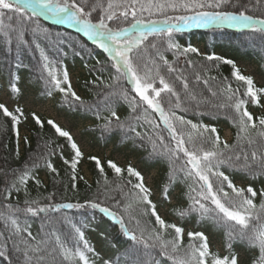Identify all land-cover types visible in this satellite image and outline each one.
I'll use <instances>...</instances> for the list:
<instances>
[{
  "label": "snow or ice",
  "instance_id": "6c2138e0",
  "mask_svg": "<svg viewBox=\"0 0 264 264\" xmlns=\"http://www.w3.org/2000/svg\"><path fill=\"white\" fill-rule=\"evenodd\" d=\"M255 4L262 5L264 0H255ZM255 10L252 0L247 3L244 0H106V3L104 0H0V36L5 44L15 43L19 49L25 44V29L35 25L31 30L38 31V18L44 16L56 23L77 27L84 36L107 53L118 73L112 77L116 83L107 85L110 90L99 93L96 102L92 104L72 90L66 70L61 81L47 63L48 58L43 52L41 57L45 61L43 67L48 71L51 83L64 94L65 103L70 108L94 110L97 119L101 118V111L108 112L109 116L104 117V123L100 125L104 132L120 129L125 132V139L130 138L129 133H135V137L140 140L147 136L153 149L149 155L169 158V184L178 179V171L184 173L186 180L192 181L185 194L188 206L174 209V214L183 219L197 213L201 221H213L226 232L228 255L223 257L211 251L209 239L203 232H187L189 242L185 245L184 228L166 221L159 214L157 205L150 199L151 189L145 185L141 172L128 166L127 175L135 178L133 182L130 178L125 179L121 175L123 170L109 160L108 167L119 178V182H110L101 166V160L90 156L88 159L95 161L104 177L106 199L114 201L112 208L119 211L102 206L104 202L99 198L96 201L88 200L86 204L110 217L130 242L128 248L114 261L104 260L103 264H121L122 261L123 264H162L156 259L157 255L166 257L173 264H240L235 244L244 246L254 254L251 264H264V188L258 193L251 185L247 188L237 187L223 170L227 168L239 171L253 180L264 177V115L254 117L246 107L248 104H260L264 88H257L252 77L242 75L233 61L218 56H208L207 60L231 64L232 76L247 85L246 91L240 93L239 89H233L226 80L214 89L210 80L215 81L216 78L204 79L198 71L194 73L195 82H190L189 77L163 54L164 51L173 49L174 56L198 54L194 47H186L181 51V46L173 39V33L186 28L227 26L244 29L264 38V13L251 14ZM144 13H148L149 17L159 16L160 19L146 20ZM149 37L154 39L149 40ZM165 44L167 47L163 48ZM149 47L155 49L159 62L151 59L145 63L143 52ZM186 63L188 67L195 68L191 60ZM165 69L166 74H175L174 79L165 74ZM120 81L127 83L131 92L139 99L133 97L129 100V90ZM201 81L212 98L218 100L223 97V101L215 103L213 99L205 97L197 87ZM176 82L182 87L178 88ZM12 88L19 91L15 84H12ZM120 99L129 102L132 113L140 110L147 113L150 109L159 118L154 128L161 129V134L153 138L147 132H139L130 122H122L115 109ZM193 104L197 110L204 109L200 114L213 119L223 116L229 120L236 128L233 143L223 140L214 125L193 123L177 114V110L189 111ZM0 113V131L6 130L10 120L11 131L16 137L15 156L19 158L21 138L17 128V114L23 115L22 109L16 107L12 111L0 103ZM33 118L42 126V121L35 113ZM134 118L139 120L140 116ZM145 119L147 123L153 124L151 119ZM47 123L60 137L67 138L71 145L74 153L72 158L64 157L61 152V159L65 165L70 166L72 188H76L75 181L83 179L76 175L83 153L68 131L53 120H48ZM165 131L170 138L168 143L162 134ZM23 142L25 145L30 143L27 137L23 138ZM133 142L135 143V139ZM171 142H174L175 147L168 146ZM49 143L38 142L28 160L19 168L8 167V157L4 158V165L0 166V176L3 177L0 184V259L7 264H64L72 260L76 264H95L86 255V252L94 250L84 239V233L79 227L73 225L79 240L84 243L83 249L78 245L75 248L69 246L67 240H62L54 231L37 237L30 230V217H41L44 214L42 220L50 222V213L84 206L79 203L41 204L38 199L31 197L30 181L38 189L43 186L37 179V169L46 167L49 173L59 174L51 156L56 154L60 146L49 148ZM160 145H163L162 150ZM181 153L186 158L185 166L176 169L173 165L175 161L182 159ZM168 192V186H165V199H168ZM21 194L23 200L20 199ZM257 196L260 197L258 204L255 202ZM53 199L51 194L45 197L47 201ZM129 224L134 226L129 227ZM52 236L55 237L54 244ZM58 256L62 260H58Z\"/></svg>",
  "mask_w": 264,
  "mask_h": 264
},
{
  "label": "trees",
  "instance_id": "16d2710c",
  "mask_svg": "<svg viewBox=\"0 0 264 264\" xmlns=\"http://www.w3.org/2000/svg\"><path fill=\"white\" fill-rule=\"evenodd\" d=\"M106 3V0H104ZM245 3L248 0H244ZM252 6L256 10L251 14L261 15L264 13V4L257 6L255 0H252ZM172 14V13H170ZM95 15V13L93 14ZM174 15V14H173ZM143 17L147 19H160L159 16L149 17L148 13H144ZM131 19V17H129ZM38 23L40 29L33 32L31 29L35 25H31L25 29V44L19 49L16 48L15 43L5 44L2 36H0V89L5 85L11 93L14 101L19 100L22 96L23 88H31L35 93L37 99H46L49 97H55L56 107L61 112H64L70 117H74L81 120H89V125H86L84 132L89 134L94 140L95 144L101 145L103 147L108 144H112L114 150L127 149L134 153L140 163L148 169L156 167L158 170V178L156 179L155 186L159 193V198L154 200L152 195L150 199L157 205V210L159 206L165 205L169 202L170 196L176 198V204L169 205V215L176 219L175 222L169 217L164 219L171 223H176L186 230L184 232V243L185 245L189 242L187 232H203L204 231H214L223 240L224 253L219 254L215 250H211L217 253L219 256L223 257L228 255V250L226 248V232L223 227L217 226L213 221L203 220L201 221L197 213H192L189 216H185L183 219L178 215L174 214V209L176 208H186L188 206V200L186 193L188 192V184H191V180H186L183 172H177L176 181L169 184V177L171 174L169 158L167 156H150L149 154L153 151L152 144L149 142L147 136L144 140H140L135 137V133H129V137L125 139V132L120 129H115L112 132H104L100 127L104 123V117L109 116L108 112L101 111L100 119L96 118L95 111H89L84 108H70L68 104L65 103V96L59 90H57L50 81L48 76V71L44 69L43 65L45 61L41 57V52L48 58L47 63L50 64L57 78L63 81V73L66 70L69 74L70 67H79L83 70L79 78L72 87V90L76 92L84 101L89 104L96 102L99 93L107 92L110 89L106 87L107 85H114L116 82L113 81L112 77L117 76L118 73L116 69L112 66L113 61L109 58L107 53H105L101 48L97 46L96 43L90 41L81 32H78L70 27H66L63 24L56 23L54 20L47 18L44 20L41 16L38 18ZM111 23V22H109ZM225 37V38H224ZM231 39L230 45L226 44L225 41ZM153 37H149V40H153ZM173 39L176 43L181 46V51L186 47H194V40L203 42L204 53H188L186 55H175L173 50L164 51L165 57L170 63L175 64L180 71H182L186 76L189 77L190 82L194 81V73L200 72L204 79L209 77H215V81L210 80V84L215 89L222 81H227L232 85L233 89H239L240 93H243L247 89V85L243 81H237L232 76V65L225 64L222 61H209L208 56H218L223 59L231 60L236 65V58L247 59L250 58L255 60L259 66L260 71L264 73V38H261L258 34L253 35L247 30H231L228 28H220L217 26L206 28H186L181 32L173 33ZM147 44V41L145 42ZM157 43H159L157 39ZM241 44V45H240ZM37 45L39 47H37ZM167 45H163L166 48ZM236 49V50H235ZM220 51V53H218ZM144 61L147 63L151 59H155L159 62V58L155 56V49L148 48L143 52ZM191 60L195 65V68L188 67L187 61ZM240 70V68L236 65ZM166 74V69L164 70ZM242 75H245L240 70ZM170 78L174 79L175 74H166ZM246 76V75H245ZM248 76V75H247ZM12 84L16 85L19 91H14ZM120 84L129 90V100L135 97V93L131 92L130 86L120 81ZM158 84V81H157ZM177 87L180 88L182 85L176 82ZM257 88H260L254 82ZM63 87L67 85L62 84ZM226 86V85H225ZM198 89L202 91L205 97L213 99V102L220 103L223 101V97L220 99H215L211 97V94L207 91L206 86L203 82H199L197 85ZM50 93V94H49ZM262 96V94H261ZM138 100V97H135ZM174 99V98H173ZM261 100V97H260ZM146 108V106H144ZM246 107L255 116L264 115L261 111L260 104L253 105L248 104ZM22 109V108H21ZM117 114L122 122H130L133 126L137 127V130L142 134L147 132L148 135L155 138L158 134H161V129L154 128V124L159 122V118L155 117L154 113L149 112L144 113L142 110L137 113H132L129 102L120 99L115 106ZM15 110V109H14ZM12 110V111H14ZM204 111L203 108L197 110L193 104L189 111L181 112L177 110L178 115H183L186 120H191L193 123H204L208 125H214L220 137L223 139L224 126L231 129V140L228 143H233L236 134V128H234L231 122L221 116L218 119H213L208 115L200 114ZM223 111V110H221ZM23 115L17 114L19 116V123L17 125L18 130L19 125L25 127L29 135L24 136L29 140V144L25 145L24 142L20 147L19 158L15 156L16 149V137L11 131V122L8 121L6 125V130L0 131V166L4 165V158L8 157L7 166L12 168H19L23 165L25 161L28 160L31 151L36 149L37 143H49V148H57L54 156H51L52 163L54 167L58 170V175L55 173H49L46 167H41L36 170L38 173L37 179L42 182V187L39 189L34 182H29L30 194L33 199H38L41 204L44 203H79L84 205L80 209H66L60 212L50 213L52 220L50 222H45L41 217H30L29 223L31 224V232L34 236H43L45 232L51 233L55 232L60 235L62 240H67L69 246L75 248L77 245L83 249L84 243L80 241L78 235L73 229V225L79 227L84 233V239L88 242L93 252H86L89 257L90 262L95 261V264H103L104 260H115L117 256H120L125 249L129 246V241L123 236L120 227L116 224L110 217L99 211V209H92L87 204L86 201L92 200L96 201L98 198L104 203L102 206H108L112 208L114 201L108 200L104 194V177L101 176L99 169L96 166L95 161L88 159L92 155H86L80 159V163L77 166V177L82 176L83 179H77L75 181L76 188H72V171L69 165H65L61 159V152L64 157L71 159L74 155L71 145L67 138L60 137L55 130L48 125L47 118L42 115H36L41 121L42 126L38 125L33 118L32 112H25L22 109ZM145 114L151 116L153 124L147 125L144 119ZM139 115L140 119L136 120L134 117ZM2 116V113H0ZM163 126L161 125V128ZM63 130H66L62 127ZM165 137V142L168 143L169 136L165 131L162 133ZM135 139V143L133 142ZM224 140V139H223ZM74 141V139H73ZM75 142V141H74ZM7 147H4V145ZM143 145V146H141ZM169 147H175L174 142L169 143ZM160 149H163V145H160ZM251 151V149H249ZM182 157L181 160L175 161L173 167L179 169L185 166L186 158ZM112 159L104 158L101 160V166L105 170L109 181L116 180L119 182V178L116 177L114 171L108 167V161ZM85 162L86 167L89 172V178H85L82 172L81 165ZM114 162V161H113ZM115 163V162H114ZM118 166V165H117ZM132 166V165H131ZM120 167L122 171V176L125 179H129L127 175V167ZM134 167V166H132ZM190 167V166H188ZM135 168V167H134ZM226 174L230 176L237 187L247 188L251 185L255 191H259L264 188V177L259 179H251L245 176L239 171H233L230 169H223ZM43 172V174H42ZM130 179L135 182V178ZM3 177L0 176V184H2ZM99 181V183H98ZM236 181H242L240 185ZM168 186V199L164 197V188ZM114 187V186H113ZM175 191H177L175 193ZM175 193V194H174ZM52 195L54 199L52 201L45 200V197ZM115 195V193H113ZM23 195H20V199L23 200ZM260 197L255 198V202L258 204ZM114 211H119L118 209L112 208ZM159 212V210H158ZM127 219V217H126ZM154 219V218H153ZM92 222H103L105 224L106 233L108 239L103 243L102 251L98 250L91 239V223ZM188 224H191V228L185 229ZM134 225L129 224V227ZM44 229L42 232L41 229ZM52 243H55V237H51ZM234 249L242 250L246 256L245 261L242 264H251L253 258V253L246 250V248L240 244H235ZM157 260L161 261L162 264H173V262L166 257H160L157 255ZM58 260H62V257L58 256ZM0 264H7L6 261L0 259ZM64 264H76L75 260L66 261ZM123 264V261L121 262Z\"/></svg>",
  "mask_w": 264,
  "mask_h": 264
},
{
  "label": "rangeland",
  "instance_id": "374dc122",
  "mask_svg": "<svg viewBox=\"0 0 264 264\" xmlns=\"http://www.w3.org/2000/svg\"><path fill=\"white\" fill-rule=\"evenodd\" d=\"M42 17H44V16H42ZM44 18H47V17H44ZM64 25L67 27L69 26L67 24H64ZM72 28L78 30V32H79V29L77 27H72ZM227 28H229V27H227ZM232 29L240 30V29H236V28H232ZM230 41H231V39L228 38V40H226L225 43L230 45ZM195 45L197 46V48L199 50L203 49L202 43L196 41ZM82 72H83V70H82ZM80 75H81V73H80V69L78 67L72 68L70 70V75H69L70 82L72 84H75V82L77 81V78H79ZM23 93H24V95H23L21 102H22V104H24L23 106L26 108V110L29 109V110H33L36 112L45 111V112H47L48 116H50V115L54 116L55 120L59 124H61V123L65 124L69 128L71 134L75 136L76 141L78 143V146H80V148L82 149L83 154L91 153V154H93V156H98L99 158H102L105 155L101 151V148L98 145H94L90 135L85 133V132L83 133L82 129H84L85 125L90 124L89 120L85 121V120H81L80 118L76 119V118H71L67 115H63V114L58 115L57 113H53L52 103H50L46 107L42 108V105L40 104V102L36 103L33 101L35 94H34V92H32L31 89L25 88ZM0 101L3 102L4 104L6 103V105H8L9 108H12V106H13V104L9 98V94L6 92L5 88L0 91ZM36 109H39V110H36ZM149 112H151V110ZM50 113H53V114H50ZM145 117H147L148 119H151V116H149L147 114H145ZM145 117H144V119H145ZM155 117H158V116L155 115ZM152 121H154V120H152ZM147 125H149V123H147ZM24 134H27V132L25 129L21 128L20 135L23 136ZM229 136H230V131H229V129L225 128L224 138L228 140ZM109 154H112L116 158V160L121 162L122 164H124L125 161L127 160L126 157L120 153H113V152L111 153L110 152ZM130 154H131L130 157L132 159V162H135V160H137L135 155L132 153H130ZM82 167H83L82 170H83V173L85 175V178H89L87 168L84 165H82ZM144 173H145L144 176H146L145 179L148 182V184L153 183L154 177H156V170L154 168H152V170L144 171ZM42 174H43V172H42ZM238 183L242 184L243 182L238 181ZM175 192H177V191H175ZM171 202L175 203L174 197L171 198ZM166 214H167V207L161 208L162 217L163 216L165 217ZM90 227H91V230H90L91 239H92L94 245L96 246V248L99 251L100 250L102 251L103 250L102 249L103 243H105V241L108 239V235H107L106 229H105V224L103 222H99V223L92 222ZM211 238L213 240H215V243L218 242L217 241L218 239H215L214 236H212ZM216 244H217V246H219L218 243H216ZM245 256H246V254L243 253L241 250H239L240 264H242L245 261Z\"/></svg>",
  "mask_w": 264,
  "mask_h": 264
}]
</instances>
